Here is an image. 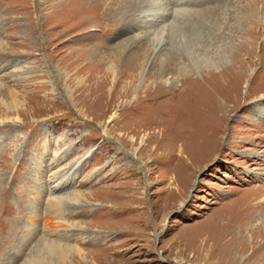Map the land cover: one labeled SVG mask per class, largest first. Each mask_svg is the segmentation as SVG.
Instances as JSON below:
<instances>
[{
  "label": "rangeland",
  "instance_id": "rangeland-1",
  "mask_svg": "<svg viewBox=\"0 0 264 264\" xmlns=\"http://www.w3.org/2000/svg\"><path fill=\"white\" fill-rule=\"evenodd\" d=\"M133 1L0 0V264H264V0Z\"/></svg>",
  "mask_w": 264,
  "mask_h": 264
},
{
  "label": "bare ground",
  "instance_id": "bare-ground-1",
  "mask_svg": "<svg viewBox=\"0 0 264 264\" xmlns=\"http://www.w3.org/2000/svg\"><path fill=\"white\" fill-rule=\"evenodd\" d=\"M100 1H102V0H100ZM105 1V0H104ZM129 1H133V0H129ZM172 1V0H171ZM182 1V0H181ZM184 1V0H183ZM120 3V2H119ZM108 4V3H107ZM143 4V2L141 1H133L131 4H130V6L132 7V12L134 13V14H136V12L137 11H139V9L141 8V6H143L142 5ZM187 4V3H186ZM112 6H113V3L111 4ZM176 5V4H175ZM109 7V6H108ZM113 9V8H112ZM127 9V8H126ZM156 9H158V11L159 12H157L158 13V16L155 18V20L154 21H151V22H148V24H147V26H148V28L149 29H151V28H153L155 25H158V24H161V23H163V22H165V20H167L168 18H167V16L170 14H172V12H171V10L169 9V7H168V5H167V1L166 0H162V1H159V4H158V6L156 7ZM98 10V9H97ZM128 12V11H127ZM97 14H99L98 12H97ZM103 14V13H102ZM161 14H164V15H161ZM166 14V15H165ZM106 15V14H105ZM109 15V14H108ZM122 15V14H121ZM130 15H132V14H130ZM129 15V16H130ZM98 17V16H97ZM102 17V16H101ZM111 17V16H110ZM106 18H107V16H106ZM109 18V17H108ZM126 18H127V16H126ZM167 18V19H166ZM113 19H115V18H113ZM152 19V18H151ZM105 20V19H104ZM112 21V20H111ZM103 22V21H102ZM107 22V21H106ZM110 22V21H109ZM117 23V22H116ZM111 24H113V23H111ZM129 24H130V22H129ZM135 25V24H134ZM123 28V27H122ZM128 29V28H127ZM165 29H167V28H165V26L164 27H162V29H161V34H164L165 33ZM165 35V34H164ZM164 35H162L161 36V38L159 39V41L157 42V45L158 44H161L162 43V38H163V36ZM157 48V47H156ZM125 49V48H124ZM159 52V51H158ZM157 52V53H158ZM122 54V53H121ZM175 57H177V56H175V55H173V54H170L169 55V57H166L164 60H162L160 63H158V65L155 63V62H153L152 63V65H155V66H158V70H160V71H162L161 72V76L162 75H167L168 74V72H173L172 71V69H173V60L174 61H178L177 59H175ZM173 60H172V59ZM180 58V57H179ZM179 65V64H178ZM178 65H175L176 67L178 66ZM191 81V80H190ZM144 84V83H143ZM132 83L128 86L129 88H132ZM145 85V84H144ZM166 85V84H165ZM145 87V86H144ZM154 87V86H153ZM159 87V86H158ZM140 88V87H139ZM162 88V87H161ZM166 89V88H165ZM125 91L127 90V88H125L124 89ZM136 91H137V89H135ZM153 90V89H152ZM168 90V89H167ZM171 90H174L173 88H169V92L171 91ZM135 91V92H136ZM140 92V91H139ZM153 92V91H152ZM156 93V92H155ZM122 94V93H121ZM128 95V94H127ZM139 95V94H138ZM119 96V95H118ZM170 96V95H169ZM139 97V96H138ZM149 97V96H148ZM160 97V96H159ZM152 99V98H151ZM159 99V98H158ZM134 100H135V98H134ZM150 100V99H149ZM157 100V99H156ZM120 101V100H119ZM127 101V100H126ZM156 102V101H155ZM150 103V102H149ZM124 104V103H123ZM134 104V103H133ZM139 104H142V103H139ZM143 105V104H142ZM143 108V107H142ZM135 111V110H134ZM137 118V117H136ZM146 118V117H145ZM143 124H144V122H143ZM142 125V124H141ZM136 127V126H135ZM134 127V128H135ZM145 127V126H144ZM131 132V131H130ZM139 132V131H138ZM164 133V132H163ZM153 136V135H152ZM148 137V136H147ZM153 140V138H151V139H148L147 141H146V143L147 142H150V141H152ZM145 141V140H144ZM153 142V141H152ZM133 143V142H132ZM145 143V142H144ZM145 146H146V144H145ZM147 147V146H146Z\"/></svg>",
  "mask_w": 264,
  "mask_h": 264
}]
</instances>
